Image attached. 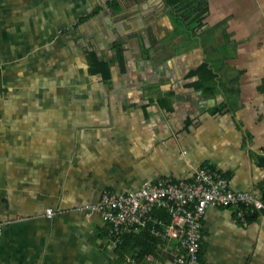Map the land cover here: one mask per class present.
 I'll return each instance as SVG.
<instances>
[{"label":"crops","instance_id":"obj_1","mask_svg":"<svg viewBox=\"0 0 264 264\" xmlns=\"http://www.w3.org/2000/svg\"><path fill=\"white\" fill-rule=\"evenodd\" d=\"M202 167L264 202V0H0V264H124L84 208ZM202 231L264 264V209Z\"/></svg>","mask_w":264,"mask_h":264},{"label":"built area","instance_id":"obj_2","mask_svg":"<svg viewBox=\"0 0 264 264\" xmlns=\"http://www.w3.org/2000/svg\"><path fill=\"white\" fill-rule=\"evenodd\" d=\"M211 206L234 209L237 219L246 221L247 213L264 209V202L255 193L232 190L218 170L202 167L192 181L160 179L135 192L107 191L84 209L102 218L116 242L126 233L150 229L159 239V247H172L167 253L172 254L173 264H203L202 219ZM156 211L169 216L168 224ZM53 214L52 209L47 211L49 217ZM165 262L159 255L149 254L144 258L129 256L124 264Z\"/></svg>","mask_w":264,"mask_h":264},{"label":"trees","instance_id":"obj_3","mask_svg":"<svg viewBox=\"0 0 264 264\" xmlns=\"http://www.w3.org/2000/svg\"><path fill=\"white\" fill-rule=\"evenodd\" d=\"M177 7V6H176ZM118 47V49H117ZM115 49L117 52H121V47L118 43L115 44ZM122 53V52H121ZM121 59V54L118 58ZM106 63L102 61H98L95 58L96 68H102ZM96 68H92V71L96 70ZM157 215L162 217L165 220V223L168 224L170 218L164 211H156ZM236 214V212H235ZM159 239L150 231V229H140L137 231L126 233L120 242H118V247H120L121 258L126 262V258L129 256L144 258L146 255H158L159 248ZM202 258V251H201Z\"/></svg>","mask_w":264,"mask_h":264},{"label":"water","instance_id":"obj_4","mask_svg":"<svg viewBox=\"0 0 264 264\" xmlns=\"http://www.w3.org/2000/svg\"><path fill=\"white\" fill-rule=\"evenodd\" d=\"M145 22H147V20L145 21ZM151 23L152 22H148L147 24H146V27H145V29H144V31L142 32V34L144 35V34H152V32H153V23H152V25H151Z\"/></svg>","mask_w":264,"mask_h":264},{"label":"rangeland","instance_id":"obj_5","mask_svg":"<svg viewBox=\"0 0 264 264\" xmlns=\"http://www.w3.org/2000/svg\"><path fill=\"white\" fill-rule=\"evenodd\" d=\"M166 263H167V261L164 264H166Z\"/></svg>","mask_w":264,"mask_h":264}]
</instances>
